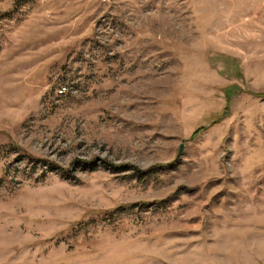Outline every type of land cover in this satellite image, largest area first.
Instances as JSON below:
<instances>
[{
	"label": "rangeland",
	"instance_id": "374dc122",
	"mask_svg": "<svg viewBox=\"0 0 264 264\" xmlns=\"http://www.w3.org/2000/svg\"><path fill=\"white\" fill-rule=\"evenodd\" d=\"M0 264H264V0H0Z\"/></svg>",
	"mask_w": 264,
	"mask_h": 264
},
{
	"label": "built area",
	"instance_id": "2783aa9c",
	"mask_svg": "<svg viewBox=\"0 0 264 264\" xmlns=\"http://www.w3.org/2000/svg\"><path fill=\"white\" fill-rule=\"evenodd\" d=\"M66 92V87H59L57 93L59 95H63Z\"/></svg>",
	"mask_w": 264,
	"mask_h": 264
},
{
	"label": "trees",
	"instance_id": "16d2710c",
	"mask_svg": "<svg viewBox=\"0 0 264 264\" xmlns=\"http://www.w3.org/2000/svg\"><path fill=\"white\" fill-rule=\"evenodd\" d=\"M26 159L28 160V161H31V162H34V163H37V164H40L42 161H39V160H35V159H32V158H30V157H26ZM49 164H51V163H49ZM51 165H53V164H51Z\"/></svg>",
	"mask_w": 264,
	"mask_h": 264
},
{
	"label": "water",
	"instance_id": "95a60500",
	"mask_svg": "<svg viewBox=\"0 0 264 264\" xmlns=\"http://www.w3.org/2000/svg\"><path fill=\"white\" fill-rule=\"evenodd\" d=\"M181 149H182V147H180V149H179V154L181 153Z\"/></svg>",
	"mask_w": 264,
	"mask_h": 264
}]
</instances>
